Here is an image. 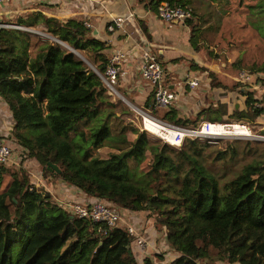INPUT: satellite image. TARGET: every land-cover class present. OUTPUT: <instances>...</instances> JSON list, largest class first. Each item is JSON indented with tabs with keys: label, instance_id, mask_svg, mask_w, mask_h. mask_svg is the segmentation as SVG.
<instances>
[{
	"label": "trees",
	"instance_id": "1",
	"mask_svg": "<svg viewBox=\"0 0 264 264\" xmlns=\"http://www.w3.org/2000/svg\"><path fill=\"white\" fill-rule=\"evenodd\" d=\"M139 1L153 8L162 1L190 4ZM255 2L254 27L264 37V0ZM194 16L193 10L185 22L196 30ZM41 20L44 35L0 26V96L11 111L13 136L0 133L8 143L26 149L39 175L121 212L148 211L168 248L146 256L143 264H264V155L222 182L202 153L207 141L187 139L175 147L122 122L130 111L124 108L116 117V109L124 106L112 101L100 75L71 50L83 51L104 72L109 62L105 42L87 37L81 18L63 22L43 15ZM256 78L264 76L256 73ZM245 94L246 109L229 116L254 122L264 115V93ZM151 111L159 113L153 104ZM177 114L171 109L161 118L187 126L222 122L228 107H205L193 119ZM105 146L115 149L106 158L96 154ZM231 154H237L236 148ZM227 155L220 149L216 159ZM149 157V169L142 170ZM49 161L61 171L50 169ZM32 182L23 167L0 163V264H141L126 227L74 215L50 193L31 190Z\"/></svg>",
	"mask_w": 264,
	"mask_h": 264
},
{
	"label": "crops",
	"instance_id": "2",
	"mask_svg": "<svg viewBox=\"0 0 264 264\" xmlns=\"http://www.w3.org/2000/svg\"><path fill=\"white\" fill-rule=\"evenodd\" d=\"M196 1L190 0V4L187 5L190 6ZM206 1H208L209 7L217 8L222 6L221 4L225 0ZM251 1L255 2V0ZM157 10L158 6L153 8L139 0H9L0 4V23L10 24L12 26L9 27L27 31L31 35H41V31L47 29L46 23L41 20L43 15L63 22L75 17L81 18L85 25L86 22H89L91 25L85 26L87 37H96L105 42L104 52L108 59L118 50L125 52L126 56L117 88L124 95V99L131 105L137 106L138 109L151 111L153 104V87L142 77L140 71L142 54L145 49L153 51L158 56L165 68L166 82L180 96V100L175 105L163 109V114L174 108L178 113L177 118L193 119L203 108L211 105L216 107L227 102L222 98L221 87L217 88V85L212 83L211 69L206 67L207 63L211 62L197 47L199 42L205 40L203 35L206 33L202 30L209 28L212 24L205 22L200 25L201 22L196 23V30L180 21H175L170 25L160 18ZM194 12L196 16L198 13ZM117 17L122 18L121 25L116 24ZM199 20L201 19L199 18ZM26 22L30 25L25 24ZM109 25L114 26V31L107 30ZM60 43L63 46L65 44L64 42ZM75 50L82 52L84 57L80 58L91 65V68L93 65L97 67L85 56L83 51ZM75 55L79 54L75 53ZM193 75L201 76L200 84L195 88L186 84V79ZM233 104L234 109L240 111L246 109V101L243 99H237ZM230 114H232V109L228 108L227 115ZM261 117L264 130V115ZM11 124V111L0 96V132L9 136L10 139L13 136ZM11 141L14 142L13 139ZM31 171L39 175L34 168ZM39 176L41 183L38 187L44 192H49L53 199L85 201L91 199L73 186L65 187L63 181L55 180L52 176L44 177L41 174ZM121 213L127 223L133 222L138 225L150 242V247L145 251L137 245L134 246L135 254L141 264L146 256L167 251V241L156 229L154 219L148 211L125 210Z\"/></svg>",
	"mask_w": 264,
	"mask_h": 264
},
{
	"label": "rangeland",
	"instance_id": "3",
	"mask_svg": "<svg viewBox=\"0 0 264 264\" xmlns=\"http://www.w3.org/2000/svg\"><path fill=\"white\" fill-rule=\"evenodd\" d=\"M207 2L206 0H197L190 5L198 13H196L197 17L194 16L195 25L199 22H201L200 25L205 22L212 24L209 28L202 30V32L206 33L203 35L205 40L199 42L197 47L203 51L205 58L211 62L207 63L208 66L206 67L208 69H215L216 73L212 74V83L217 85V88L221 87L222 98L227 101L223 104L232 109L233 113L235 110L233 102L235 103L237 99L246 101L247 95L245 92L254 91L259 97L264 93V79L259 80L256 78V73L264 76V37L254 27V23L258 20L255 18V13L251 11V5L256 2L251 0H225L223 4L220 3L222 6L217 8L209 7ZM219 9L221 10L219 11ZM255 19L256 21L253 22ZM192 28L193 26H191ZM41 35L44 34L42 33ZM47 39L55 41L53 38L48 37ZM64 46L67 47L65 44ZM76 53L79 54L77 55L78 58L84 57L82 52L76 51ZM90 64L92 63L90 62ZM88 66L91 68V65L88 64ZM246 73L251 77L250 79L247 78ZM238 81L244 83V86L239 85ZM110 96L112 101L124 106L116 109V117H120L121 110L124 108L131 113L130 116L122 118V122L132 123L145 131L150 138L166 142L162 138L164 136L161 133L154 135L144 127L142 112L137 109V106L131 105V103L124 99V95L119 90L118 92L110 93ZM150 112L152 113V111ZM158 112L157 115L154 113L152 115L162 119L163 109H158ZM115 120L119 121V118H115ZM236 120L229 115L224 116L223 119L225 122ZM243 121L251 126L253 134H255L253 137L236 138L234 136H225L219 139H200L203 143L204 141L210 143L209 146L202 145L204 150L202 153L205 155L207 163L212 166L214 171L219 173L222 182L238 174L245 164L264 155L263 118L259 117L254 122ZM129 137L134 139L136 138V134L129 132ZM232 148H236L237 150V154L234 156L231 154ZM220 149L228 150V155L225 156L224 160L216 159V155ZM112 151H115V149L105 146L98 149L96 154L106 158L109 157ZM151 161L150 157L146 159L142 163L141 169L148 170ZM17 167H23L28 170V174L32 169L30 160L27 161V165H18ZM147 242L148 244L150 243L149 241ZM222 264L229 263L222 262Z\"/></svg>",
	"mask_w": 264,
	"mask_h": 264
},
{
	"label": "built area",
	"instance_id": "4",
	"mask_svg": "<svg viewBox=\"0 0 264 264\" xmlns=\"http://www.w3.org/2000/svg\"><path fill=\"white\" fill-rule=\"evenodd\" d=\"M9 0H0V4ZM158 15L167 24L172 25L175 21L186 23L187 19L192 17L193 9L189 6L172 4L168 1H162L158 4ZM117 25H121L122 18L117 17L115 19ZM12 26L10 24H1L0 26ZM86 25H91L86 22ZM109 32L114 31V26L109 25L107 27ZM141 74L142 77L147 80L153 87V106L155 109H166L175 105L179 100V93L172 89V87L166 82L165 68L158 56L151 50L145 49L142 54ZM125 52L118 50L109 59L104 72L97 69V73L100 75L104 85L108 88L109 93L118 92L117 83L122 73V64L125 58ZM251 73V72H249ZM253 74V73H252ZM246 76L248 79L251 77ZM201 76L193 75L186 79V84L191 88H195L200 84ZM258 105L259 103L256 102ZM141 111V109H140ZM153 120L163 125H166L171 129L167 132L171 136V140L168 137H162L172 146L180 147L187 139H202L212 138L219 139L225 136H234L236 138H248L253 137V130L251 126L243 120H236L233 122H219L212 120H202L197 126H187L172 123L166 120L156 118L150 111H141ZM145 124V117H144ZM166 131V130H164ZM166 135V134H165ZM23 147L16 148L8 143L5 136L0 133V163L11 165H27V153ZM32 175L33 184L31 190L36 188L42 193L44 192L38 187L40 182V176L30 170ZM53 198V197H52ZM61 207L70 213L79 217L89 218L93 221L106 223L108 226L126 227L129 234L133 238V243L143 251L147 250L150 246L148 240L144 236L142 230L135 223H127L117 206L109 204L100 198H91L89 201L77 200V199H53ZM143 264V263H142Z\"/></svg>",
	"mask_w": 264,
	"mask_h": 264
},
{
	"label": "bare ground",
	"instance_id": "5",
	"mask_svg": "<svg viewBox=\"0 0 264 264\" xmlns=\"http://www.w3.org/2000/svg\"><path fill=\"white\" fill-rule=\"evenodd\" d=\"M138 109V108H137ZM140 110V109H138ZM145 117V124L144 127L152 134H157L161 133L164 137H168L171 140V136L167 134V132H170L171 129L167 127L166 125H163L161 123L156 122L146 114L144 115ZM166 130V131H164ZM166 134V135H165Z\"/></svg>",
	"mask_w": 264,
	"mask_h": 264
},
{
	"label": "water",
	"instance_id": "6",
	"mask_svg": "<svg viewBox=\"0 0 264 264\" xmlns=\"http://www.w3.org/2000/svg\"><path fill=\"white\" fill-rule=\"evenodd\" d=\"M2 26H4V25H2ZM36 32V31H35ZM40 33V32H39ZM61 42V41H60ZM72 49V51L74 52V53H76V50L75 49H73V48H71ZM92 68L97 72V69H96V67H93L92 66ZM142 111V110H141ZM48 167L50 168V169H52V170H56V171H61V169L59 168V166L57 165V164H55V163H53L52 161H49L48 162ZM73 216V215H72Z\"/></svg>",
	"mask_w": 264,
	"mask_h": 264
}]
</instances>
